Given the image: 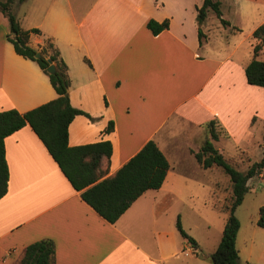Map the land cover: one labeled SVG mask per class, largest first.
Listing matches in <instances>:
<instances>
[{
	"label": "crops",
	"instance_id": "crops-1",
	"mask_svg": "<svg viewBox=\"0 0 264 264\" xmlns=\"http://www.w3.org/2000/svg\"><path fill=\"white\" fill-rule=\"evenodd\" d=\"M203 4L204 0H26L14 5L20 26L41 32L31 35L30 45L40 49L51 39L60 51L68 66L72 106L95 119L77 116L69 127V145L110 141L109 176L150 141L166 157L184 149L195 158L197 150L181 144L178 136L211 121L227 134L214 142L223 154L228 145L243 151L257 129L264 141V88L249 85L245 74L254 56L253 34L264 24V0L236 3L248 33L228 21L225 27L233 32L222 38L232 43V50L225 58L215 50L200 56L211 35L207 18L200 44L197 17ZM150 21H168L169 27L154 35ZM10 34L9 19L0 11V112L15 109L23 114L58 94L38 63L16 53L7 38ZM238 54L241 57L235 59ZM111 122L114 130L107 134ZM5 148L10 181L0 201V264H21L26 248L42 240L54 241L56 264H180L175 233L163 227L179 199L177 184L189 189L188 183L196 180L214 192L210 180L184 173L177 169L182 160L176 165L167 157L171 168L162 188L146 192L111 224L84 202L30 126L6 138ZM239 236L240 231L242 264ZM247 243L251 257L256 253L255 236ZM188 249L186 257L200 256L199 243L197 249ZM257 250L264 257V249Z\"/></svg>",
	"mask_w": 264,
	"mask_h": 264
},
{
	"label": "trees",
	"instance_id": "trees-1",
	"mask_svg": "<svg viewBox=\"0 0 264 264\" xmlns=\"http://www.w3.org/2000/svg\"><path fill=\"white\" fill-rule=\"evenodd\" d=\"M25 1L0 0V11L8 17L10 22L11 34L7 38L18 55L38 63L50 78L58 97L27 113L22 114L15 109L0 112V201L8 193L10 181L5 140L24 127L30 126L72 187L81 193L84 202L107 222L115 224L146 192L162 188L171 168L170 163L157 143L150 141L115 175L109 176L113 153L110 141L77 147L69 145V127L74 119L81 115L88 117L91 121L95 119L72 106L69 95L71 80L68 66L54 42L49 39L40 49L30 45L31 35H41V32L38 29L24 30L13 11L16 3L21 4ZM210 12L216 14L222 25L230 26V23L223 19L221 2L204 0L197 17L201 45L204 38L202 26ZM168 27V21L162 24L156 21L148 23V28L154 35L160 34ZM253 37L258 44L254 47L252 61L245 69L246 79L249 85L264 88V61L258 59L264 46V24L254 32ZM38 53L42 54L41 58H37ZM50 61L56 67L54 74L48 72ZM217 125L216 121L208 124L211 140L206 141L200 151L195 153V159L203 169L219 168L231 182L232 198L230 205L226 208L227 224L221 243L212 254L211 260L212 264H240L237 238L241 223L236 216V211L250 192V180L260 176L264 171V156L261 162L253 164L247 172L238 170L231 160H227L214 145V142L220 140ZM113 130L114 123L111 122L105 132L109 134ZM224 134L227 136L225 131ZM257 225L264 229V206L259 210ZM177 228L191 246L197 249V241L185 232L180 218H178ZM55 255L54 241L42 240L26 248L21 264H56Z\"/></svg>",
	"mask_w": 264,
	"mask_h": 264
},
{
	"label": "rangeland",
	"instance_id": "rangeland-1",
	"mask_svg": "<svg viewBox=\"0 0 264 264\" xmlns=\"http://www.w3.org/2000/svg\"><path fill=\"white\" fill-rule=\"evenodd\" d=\"M221 2V10L223 18L231 22L233 26H244L242 28L245 35L248 33V23L244 21L242 13L236 7V3L240 0H215ZM210 30L209 45L200 51V56H207L208 50H215L221 53L225 58L232 50V43L224 39V37H231L232 29L226 28L220 24V21L214 12H210L208 21L206 23V31ZM241 32L235 36L238 37ZM218 36V38H217ZM222 36H224L222 38ZM258 41L254 42V47ZM208 46V48H207ZM241 57L238 54L235 59ZM259 60L264 61V46L259 53ZM189 82L186 86H189ZM185 85V84H184ZM179 87V86H178ZM181 87V84H180ZM182 127L175 129L179 131ZM186 129V128H185ZM263 128H261L262 130ZM258 130V129H257ZM255 132V136L250 141L243 145V151H236L235 147L229 146L224 156L227 160H231L232 164L240 171L247 172L255 163L262 161L264 156L263 145L264 141H260V131ZM185 136H178L181 144H188V149L200 151L201 147L208 140H211L208 125L206 127H191L185 131ZM217 132L220 134V141L225 138L224 130L220 125H217ZM183 148V146H181ZM192 151V152H193ZM184 149H180L177 155L166 154L171 163L176 165L180 160L183 161L182 165L177 169L182 170L190 176H199L210 180L213 186V194L211 188L201 185L198 181L194 180L189 182V189L187 185L180 183L177 184L179 189V199L173 202L169 215L164 218L163 227L166 230L174 231L175 238L173 239L178 245L179 263L184 264L189 260L195 258L203 259L201 264H212L211 256L219 247L225 226L228 220L226 208L231 203L232 192L231 182L229 177L219 168L203 170L198 161L189 155ZM201 166V168H200ZM250 192L246 195L243 204L237 209L236 216L241 223L240 236H239V249L242 252V264H264V257L258 253L257 249L261 252L264 249V229L257 225L259 219V210L264 206V171L260 176L253 178L249 182ZM177 217L180 218L183 229L192 238H194L200 245L198 255H190L186 257L190 243L177 228ZM150 230V229H149ZM150 231L146 233L147 240L149 241ZM255 236V250L253 256L247 255L248 240ZM247 258V259H246ZM248 260V261H247Z\"/></svg>",
	"mask_w": 264,
	"mask_h": 264
},
{
	"label": "water",
	"instance_id": "water-1",
	"mask_svg": "<svg viewBox=\"0 0 264 264\" xmlns=\"http://www.w3.org/2000/svg\"><path fill=\"white\" fill-rule=\"evenodd\" d=\"M42 57V54L41 53H38L37 54V58H41ZM50 67H49V69H48V72H49V74H54V73H56V67H55V65L54 64H52L51 63V61H50Z\"/></svg>",
	"mask_w": 264,
	"mask_h": 264
}]
</instances>
